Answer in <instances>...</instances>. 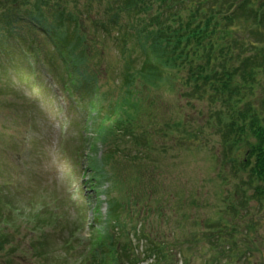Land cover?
<instances>
[{"label":"trees","instance_id":"obj_1","mask_svg":"<svg viewBox=\"0 0 264 264\" xmlns=\"http://www.w3.org/2000/svg\"><path fill=\"white\" fill-rule=\"evenodd\" d=\"M14 2L0 0L1 50L6 58L22 48L33 54L81 109V124L106 149L100 166L96 156L91 158L85 183L89 192L82 198L89 201L91 191L103 194L107 213L102 224L95 219L88 238H79L77 227L59 251L46 233L66 225V210L51 207L44 197L19 208L3 192L0 264H18L27 257L36 264L193 263L183 253L185 241L168 244L159 232H150L161 230L151 220L157 217L164 224L166 208L155 210L152 195L144 190L148 166L143 163L155 149L144 116L158 102L159 96L151 93L174 79L186 108L198 109L202 103L207 127L221 138L219 167L230 164L236 177L247 174L238 185L235 217H249L252 201L264 204V0H25L22 17L14 12ZM113 65L122 76L107 92L104 80L115 73ZM175 72L183 74L173 79ZM182 122L181 142L196 146L203 127L189 128L188 119ZM128 146L138 153V161L123 156ZM130 169H136L135 185L125 189ZM223 225L230 232V219ZM256 231L257 223L248 222L246 238L255 241L248 233ZM133 232L146 240L144 251L130 239ZM226 232L204 236L213 238L209 247L202 239L196 241L202 250L206 247L204 253L210 243L220 242L221 248L214 243L215 255H205V264L230 260V245L229 252L224 245L236 246L237 239Z\"/></svg>","mask_w":264,"mask_h":264},{"label":"rangeland","instance_id":"obj_2","mask_svg":"<svg viewBox=\"0 0 264 264\" xmlns=\"http://www.w3.org/2000/svg\"><path fill=\"white\" fill-rule=\"evenodd\" d=\"M104 62L105 66L110 63L108 60L106 63V59ZM14 63L11 68V64L0 55V197L3 192L8 193L19 208L38 197H44L51 207L66 206V225L46 233L48 242L62 251L71 232L82 226L85 220L89 225L95 219L99 224L104 222L106 198L103 194L97 197L90 193L91 199L87 203L80 199L85 190L83 178L87 180L89 172L88 162L76 159V151L82 143V121L76 119L80 116L75 117L67 101H62L64 98L42 64H35L30 58L27 60L29 69L23 62ZM113 66L111 70L115 73H110L104 80L107 92L116 82L119 84L122 76V70H117L116 65L113 70ZM181 74L175 72L173 79ZM181 93L175 79L171 85L166 82L158 92L151 93L159 96L158 102L144 116V124L150 129L149 137L155 143L151 159L147 158L143 163L148 166V182L144 190L152 195L155 210L166 208L164 224L161 225L157 217L151 220L155 222L153 226L158 224L161 230L151 229L150 232L154 236L159 232L168 244L185 241L183 253L194 260L192 264H205V255L210 258L215 251L211 247L204 253L206 247L202 250L196 241L202 239L201 243L209 247L204 236L228 231L223 219L228 218L225 212L230 208L232 227L226 233L228 237L235 235L244 255L226 264H264V204L253 202L249 217L245 214L235 217L233 208L238 185L247 174L236 177L230 166L226 169L219 167L216 156L222 149L221 138L213 135L207 127V114L202 112V103L198 109L186 108ZM182 119L191 122L189 128L203 126L202 140L196 146L181 142ZM104 151L98 152V158ZM123 156H135L133 160L138 161V153L129 146ZM135 174L136 169L127 171L126 176L130 179L125 189L133 188ZM250 221L256 222L259 230L255 241L245 236L246 225ZM81 232L87 235L88 227H82ZM135 235L133 232L130 239L140 251H144L146 240ZM228 244L226 252H229ZM17 263L36 264L28 257L19 258Z\"/></svg>","mask_w":264,"mask_h":264}]
</instances>
